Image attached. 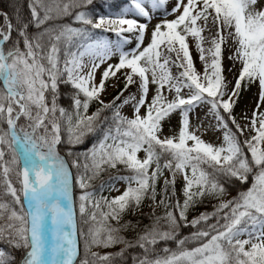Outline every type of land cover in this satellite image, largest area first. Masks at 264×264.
Segmentation results:
<instances>
[{
  "label": "snow or ice",
  "instance_id": "1",
  "mask_svg": "<svg viewBox=\"0 0 264 264\" xmlns=\"http://www.w3.org/2000/svg\"><path fill=\"white\" fill-rule=\"evenodd\" d=\"M257 3L258 0H187L186 3L178 0L173 14H179L175 19L158 23L146 46L143 45L146 23L130 18L104 17L93 22L86 11L75 12V22L114 32L121 45L131 42L125 33L135 34V48L124 51L117 47L118 63L108 64L98 84L95 79L100 64L93 62L85 74L81 60L85 53L80 52L78 57L67 50L73 38L81 35V30L69 25L42 28L53 19L50 7L45 8L43 17L38 13L36 5L43 8V0H34L30 5L31 21L25 22L17 13L15 27L7 13H0L3 17L0 25V221H6L0 225V239L7 233L9 243L23 250L19 264H74L78 255L77 228L71 173L57 151V146L65 142L61 137L60 121L66 118V143L74 146L82 142L85 135L96 131L95 122L104 109L114 108L117 109L113 114L116 135L109 130L99 145L93 147L92 164L84 165L85 174L77 182L81 189H87L88 181L104 170L102 166L116 168L118 164L123 165L131 175L119 177L128 182V187L110 201L104 200L108 211L101 213L100 220H97L96 211L84 220L88 228L86 232L81 230L80 235L84 237L86 253L91 259L86 256L82 264H112L111 254L100 255L89 250L92 246L109 247L117 243H124L126 248L139 246L144 253L139 264H264V148L259 147L264 142V112L253 113L251 130L256 134L243 145L239 136H243L248 126L241 127L232 114L244 82L258 83L259 96L264 101V9L257 10ZM88 4L91 0H68L62 8L57 4L56 18H63L71 14L72 9ZM136 7L143 16H148L139 3ZM209 22L216 31L208 41L210 46L205 48L204 32L210 27ZM32 27L42 30L30 36ZM189 37L193 38L204 65L203 73L196 70ZM230 39L236 49L228 59L238 60L242 67L229 91L223 50ZM62 43L65 47L63 66L59 56ZM6 45H10L7 50ZM96 47L101 63L115 54L107 44L98 43ZM170 65L180 69L176 76L172 75ZM121 70H124V89L113 101L105 103L101 94L106 89V81L116 77ZM61 84L74 90L71 99L77 117L75 125L73 115L58 105ZM133 84H138L139 97L133 95L123 99V104L133 105V116L127 118L120 115V105L116 101L121 100ZM150 84L155 85V94L149 103ZM165 88L175 92L173 99L168 100L164 95ZM184 88L189 91L187 97L181 95ZM92 101H97L101 108L91 116L82 115L81 107L86 113ZM201 104L208 106L217 128L224 129V145L213 146L190 131L189 112L194 105ZM145 107V114L141 116L140 110ZM177 110L180 113L178 135L162 138L164 122ZM22 118L25 124H20ZM230 123L235 125V132L229 127ZM108 139H112L113 144H107ZM141 151L145 154L143 159L138 157ZM9 152L11 159L5 160ZM68 155H71V148ZM72 166L80 167L75 160ZM165 170L170 178L164 176ZM13 172L19 189L11 178ZM89 172L90 176L87 175ZM178 174L184 180V199L182 203L179 200L171 203L176 196ZM250 174L253 183L247 191L238 193L231 200H221L211 213L203 212L191 221L187 220L188 210L203 197L225 195L227 189L221 178L225 181L235 178L243 184ZM161 177L164 187L157 203L156 184ZM169 186L172 188L170 194ZM92 196L93 193L88 191L80 196L81 217L88 215L89 205L93 209L100 208V201H93ZM146 198L152 200L154 206H164L166 211L163 216L155 217L152 225L145 227L136 244H130L119 232L121 227L131 225L113 227L108 221L115 220L119 224L123 213L130 208H139ZM16 205H20L19 210ZM224 209H230V212L220 217ZM214 216L225 223L220 225L218 220L216 224H208L207 230L191 233L194 241L210 237L206 242L166 257L156 253L155 246L160 241L175 240L178 247L183 248L188 237L177 239L180 228H196ZM249 225L253 231H247ZM246 231L249 238L241 240L239 237ZM253 237L257 242H253ZM246 245H250L247 250ZM162 251L168 253L170 249L165 247ZM123 252L124 249L117 255H123ZM153 255L155 259L150 258ZM0 264L17 262L15 257L6 258L0 251Z\"/></svg>",
  "mask_w": 264,
  "mask_h": 264
},
{
  "label": "trees",
  "instance_id": "2",
  "mask_svg": "<svg viewBox=\"0 0 264 264\" xmlns=\"http://www.w3.org/2000/svg\"><path fill=\"white\" fill-rule=\"evenodd\" d=\"M131 0H91V4H88L86 7L82 8H76L71 10V14L64 16L63 18H56L57 13V4H59L60 8L63 7V3L68 2V0H43L44 7H40L39 5H36L37 11L40 14L41 17L44 15L45 8H51L52 12L51 15L53 16V19L46 22V24L43 27H57L59 25H69L74 28H79L81 30V35L76 36L73 38L72 43L68 45L67 50L71 53H75L77 50H79L81 47H83L87 42L97 40L99 37L103 34L102 29H95L91 25H84L81 22H75L74 16L75 12L77 11H86L88 14V17L95 22L96 17L99 14H103L105 12H113L116 13L119 11L123 6L126 4H129ZM34 0H15L14 2L11 0H0V13H7L12 20V23L15 27L17 23V13H19V16L25 21H31V9L30 5H33ZM3 23V17L0 16V25ZM36 29L35 27H32L29 29V35H33L36 32L42 30ZM13 40L16 39V32H13ZM10 45L5 46V50ZM45 46L48 47L47 44V38H45ZM20 48L23 50V42L20 41ZM61 51L59 53L61 65L63 63V60L65 59L64 51L65 47L63 43L60 45ZM46 78V77H45ZM74 94V90L71 89L70 86L61 84L59 86V92H58V105L65 108L66 112L73 115V125L76 123L77 117L75 116V107L72 103L71 97ZM50 99V97H49ZM80 99L83 100V94L80 95ZM113 101V99H110L109 101L105 103H109ZM101 108V105L97 101H92L89 104V107L87 109V112H84V109L81 107L80 112L84 116H91L93 113L97 111V109ZM114 109H104L97 121L95 122L96 125V131L87 134L83 137L82 142L75 144L74 146L68 145L66 143L67 141V121L66 118L64 120H61V137L62 140L65 141L64 143H61L57 146V151L61 157L65 159V161L68 164L69 171L71 173V194H72V200H73V211H74V219L76 223L77 228V246H78V255L76 256L74 260V264H82V262L86 259V256L88 259H91V256L86 253L85 249V240L84 237L80 235L81 230L87 231L88 226L84 224V220L88 219V216L92 214L93 211H96L97 213V220L101 219V213L107 212L108 208L104 204V200L107 199L110 201L113 197L119 196L124 192V190L128 187V182L125 181V187L124 190L118 194H111L109 192L108 186H106L107 181L110 177L114 176H129L131 173L124 168L123 165H117L116 168H111L107 166H102L104 168L103 171H100L97 176H95L93 179L88 181L89 187L87 189H81L79 186L78 178L85 174L84 165L88 164L91 166L92 164V158H91V151L94 146H98L100 143L101 138L103 135L111 130V134L113 136L116 135V121L113 119V114L115 112ZM57 117H59V112H57ZM26 121L22 118L20 120V124H25ZM50 127V125H49ZM229 127L233 132L236 131V128L233 124H229ZM40 133H43V129L39 130ZM123 131V129H121ZM239 140L241 144L243 145V141L241 140L239 136ZM107 144L111 145L113 143L106 142ZM71 148V155H68V149ZM245 153H247V149H244ZM250 159V154H248ZM11 159V153L9 152L5 156V160ZM76 161L80 167L76 168L72 166V162ZM163 161V160H161ZM151 171V170H150ZM87 175H91V172H89ZM14 185L19 189L20 185L16 181L15 172L12 173L11 176ZM221 183L224 184L225 188L227 189L226 194H229V197L225 200H231L234 197L238 196V193L242 191H247L249 187H251L253 183L252 174L249 175L248 180L246 183H240V181L233 178L231 181H225L224 178H221ZM135 187V183L132 185ZM164 187V182L160 181V179L157 181L156 184V202L158 203L161 199L162 190ZM85 191H89L90 193H93L92 199L93 201H100V208L99 209H93L91 205L87 208L88 215L81 217L80 211H77V202H80L79 195ZM172 188L169 186L168 192L171 193ZM220 197H211V196H205L203 197L200 202L196 203L193 207H191L188 210L187 213V220L191 221L194 217H197L200 215V213L203 212H213L215 210V206H217L219 203L217 202V199ZM8 201H11V197L7 198ZM21 199L23 197L21 196ZM184 197L182 196L181 203L183 202ZM153 203L150 199H144L142 204L139 208H136L133 210L130 208L125 213L122 214L119 224L115 220H109L108 223L111 224L113 227H121L125 224H130V227L122 228L119 232V235L124 238V240L130 244H136L137 237L140 233L143 232L146 226H150L153 224L155 217L157 216H163L166 209L164 206H151ZM171 203H175V197L172 198ZM17 210H19L20 205H16ZM225 212H230V209H224L220 212V217L224 215ZM192 217L188 218L189 215H193ZM219 220V224L223 225L225 221L223 219H220L218 217H212L207 223L201 222V224L196 227H181L179 230V235L177 236V239H182L184 237H188L187 243L184 245L183 248L178 247L175 240L170 241H160L156 246L155 250L156 253L159 254L160 257H166L171 255L173 252L179 253L180 251H183L184 249H192L194 247H197L198 245L206 242L208 238H203L199 241H194L191 238V233L196 232L198 230H207L208 224H216ZM6 221H0V225L5 224ZM161 224H163V221H161ZM250 226V225H249ZM247 226V227H249ZM241 227H244L242 224ZM215 234V233H212ZM7 233H5V238L0 239V251H3L6 258L15 257L17 264H19V261L21 257L24 255L23 250H18L13 247L11 243H9V240L6 238ZM167 247L170 249L168 253H165L162 251ZM95 249V250H92ZM124 249L123 255H117V253H120L121 250ZM89 252H97L100 255L105 254H111L112 255V264H139V259L143 258L144 253L143 250L139 246L134 247H127L124 243H117L109 247H102V246H92L89 250ZM150 258L155 259V255L151 256Z\"/></svg>",
  "mask_w": 264,
  "mask_h": 264
},
{
  "label": "rangeland",
  "instance_id": "3",
  "mask_svg": "<svg viewBox=\"0 0 264 264\" xmlns=\"http://www.w3.org/2000/svg\"><path fill=\"white\" fill-rule=\"evenodd\" d=\"M15 1V0H11ZM186 3L187 0H184ZM139 3L140 6L148 12V16H143L139 9L136 7V4ZM178 3V0H131L129 4H126L123 6L119 11L116 13L113 12H105L103 14H99L95 21L99 17L104 18H130V19H136L140 23H146L147 24V32L145 34V39L143 41V45L146 46L148 42L150 41L151 32L155 28V26L158 23H161L164 20H172L176 18V15L179 13L173 14V9L176 7ZM257 10L264 9V0H258V3L256 5ZM182 11V9H181ZM210 27L205 30L204 36L206 38L204 47L207 48L210 46L209 40L210 38L215 34V27L211 25V22H209ZM107 27V26H105ZM104 31V30H103ZM125 36L128 38L130 43L127 44H120V38L117 37V35L114 32L111 31H104L103 34L99 37L97 40L89 41L87 42L83 47H81L79 50H77L75 53L79 57L80 52H84L85 55L81 58L82 63L84 65L82 72L87 73L89 68L92 66L93 62L100 64V67L98 70H96V79L95 82L98 84L100 77L104 71V69L108 66V64H116L119 61V52L116 51L117 47H122L124 51H130L131 49L135 48L136 46V39L135 34L133 33H125ZM190 52L192 54V58L196 67V70L200 73H203L204 71V65L200 61L199 53L197 52L195 48V42L193 38H188ZM107 44L111 47L112 52L115 54H111L110 56L104 58V62H100L99 53L97 50V44ZM236 45L235 43L230 39L228 41V45L224 47L223 50V64L225 68V76L228 81H230L229 84V91L232 86L235 84V79L239 76V70L242 67V64L237 60H229L228 57L233 55L235 53ZM142 50V49H141ZM173 57L175 54H172ZM63 66V63L62 65ZM86 70V71H85ZM170 71L173 76H176L180 69L175 67L174 65H170ZM124 70H121V72L117 73V76L114 78H109L106 81V89L101 94V99L104 102L109 101L110 99H114L116 96H118L121 91L124 89V78H123ZM155 94V85L150 84V90L148 94V102H151L152 96ZM189 94V91L187 88L182 89L181 95L187 97ZM136 96L139 97V89L138 84L131 85L127 91L124 92L123 97L121 100L116 101L119 107L120 115L127 118H132L133 116V105L130 104H123V99L127 98L129 96ZM164 95L167 96L168 100L173 99L175 96V92H169L167 88L164 90ZM117 110V109H115ZM146 107L141 108L140 115L143 116L145 114ZM256 112L257 115L260 112H264V101H261L259 96V87L258 83H252L248 84L247 82H244V86L241 89L239 99L237 100V103L233 109V116L235 117V120L238 124L241 125V127H245L247 125L248 127H245V131L243 136H240L241 140L244 142L245 140L250 139L253 135H255V131L251 130V118L253 116V113ZM180 113L179 110L174 112L171 116V119L166 120L164 122L163 132L161 133V137H169V136H176L179 132V126H180ZM189 122H190V131H194L196 135L200 136L201 139H203L207 143H211L213 146H222L224 145L223 141V133L224 129L217 128V122L214 119V117L210 114L208 110V106L206 105H194L192 110L189 112ZM235 126V125H234ZM259 127V122L257 120V128ZM104 139V135L101 138V140ZM100 140V141H101ZM106 142L113 143L112 139H108ZM190 143V142H189ZM259 147L264 148V142H262ZM144 152L141 151L138 153V157L140 159L144 158ZM164 161H161V164H163ZM152 167H155L153 165ZM151 170V169H150ZM189 175H191V171L189 169ZM164 176L170 178V174L165 170ZM119 177L122 176H114L110 177L107 181L106 186H108L109 192L111 194H118L124 190L125 187V180L119 179ZM160 181H163V177L160 178ZM184 186V180L183 176L181 174L177 175L176 178V184H175V190H176V196L175 201L179 200L181 202L182 196H183V189ZM89 192V191H88ZM84 193V192H83ZM81 193L79 197L83 194ZM229 197V194H226L220 198L217 199V202L220 203L221 200H226ZM77 211H80V202L76 203ZM153 206V203L151 204ZM194 216L189 215L188 218ZM247 231H253L251 226L247 227ZM247 231L243 233L239 238L241 240L248 239ZM256 231H259V226H257ZM253 242H257L255 240V237H253ZM199 246V245H198ZM246 250L250 248V245L245 246ZM95 250V249H92ZM190 250V249H189ZM178 254V253H177Z\"/></svg>",
  "mask_w": 264,
  "mask_h": 264
},
{
  "label": "bare ground",
  "instance_id": "4",
  "mask_svg": "<svg viewBox=\"0 0 264 264\" xmlns=\"http://www.w3.org/2000/svg\"><path fill=\"white\" fill-rule=\"evenodd\" d=\"M98 70V69H97ZM86 71V70H85Z\"/></svg>",
  "mask_w": 264,
  "mask_h": 264
}]
</instances>
